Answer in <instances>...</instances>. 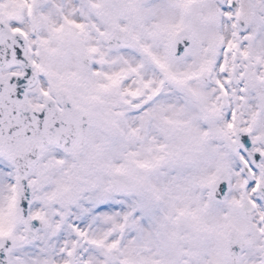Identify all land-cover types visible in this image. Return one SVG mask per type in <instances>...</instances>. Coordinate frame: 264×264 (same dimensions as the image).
Instances as JSON below:
<instances>
[{"label":"snow or ice","instance_id":"1","mask_svg":"<svg viewBox=\"0 0 264 264\" xmlns=\"http://www.w3.org/2000/svg\"><path fill=\"white\" fill-rule=\"evenodd\" d=\"M0 264H264V0H0Z\"/></svg>","mask_w":264,"mask_h":264}]
</instances>
